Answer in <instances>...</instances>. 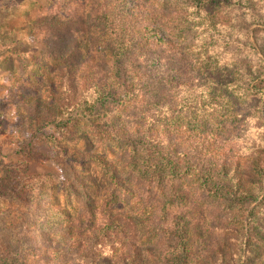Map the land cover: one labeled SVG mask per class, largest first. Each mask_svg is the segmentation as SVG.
Here are the masks:
<instances>
[{"label":"trees","instance_id":"16d2710c","mask_svg":"<svg viewBox=\"0 0 264 264\" xmlns=\"http://www.w3.org/2000/svg\"><path fill=\"white\" fill-rule=\"evenodd\" d=\"M90 1L97 24L54 15L51 41L98 36L103 76L95 95L57 86L55 172L17 181L16 197L0 184V264H264V136L251 149L235 136L264 132V0H131L125 16ZM77 35L58 74L89 53ZM169 43L194 52L190 81L180 54L163 59Z\"/></svg>","mask_w":264,"mask_h":264},{"label":"rangeland","instance_id":"374dc122","mask_svg":"<svg viewBox=\"0 0 264 264\" xmlns=\"http://www.w3.org/2000/svg\"><path fill=\"white\" fill-rule=\"evenodd\" d=\"M254 2L262 4L260 0H254ZM116 5L118 12H121L119 15L125 16L132 6V1L120 0ZM237 5L234 4L233 7ZM95 8L96 4L90 0H0V178L3 176L0 184L8 187L7 189L11 191L9 195H12V189L16 188L14 197L17 196L16 190L19 187L17 181L21 184L26 182L25 179L28 177L54 173L57 168V163L51 159L48 149L49 137L53 134L50 128L55 125L53 120L57 119L55 122L64 123L69 115L68 111L59 112L57 117L54 115L57 111L54 103L64 97V91L61 89L60 95L57 86L62 88L66 82L71 87V91H78L79 95L84 93L95 95L94 92L103 76L104 69L102 56L98 55L101 47L97 46L98 36H90L89 31L84 32L77 26L76 30H71L72 33H76L75 39L68 38L67 42H64L65 45L57 46L51 41L56 26L51 19L55 17L52 16L62 15L64 19L69 14L78 13L81 17L84 16L90 25H94L97 23L90 20L96 19L93 12ZM201 17L203 18L204 14H201ZM233 27L234 31L229 33L231 43H234V37L241 32L236 25ZM251 29L257 30V26L253 25ZM261 30L258 29V31ZM78 33L80 36L85 33L82 36L85 37L83 51L89 53L86 55L82 50L76 53L73 51L69 56L74 61L71 66L73 74L67 76L58 74L60 60L66 58L75 48L74 42L77 40ZM145 33L154 34V31ZM229 34L228 30H222L220 33L221 36H229ZM156 35L168 42L165 31L156 32ZM255 35L263 44L264 35L262 33ZM182 46L185 44L170 47L169 43L164 46L159 45V48L163 52V59L166 55L172 57V55L180 54L181 58L188 63L181 73L183 76L185 74L187 81H190L194 52L187 50L186 46L181 48ZM151 52L153 51L148 50L144 56L140 57V63L143 65L151 59L152 67L147 68L148 75H152L154 71H161L155 69L157 66H154V63L159 59L152 56ZM86 57L87 59L81 64L82 59ZM167 67L168 64L165 62L164 68ZM58 77L61 78L60 85L57 82ZM186 83L188 87L189 82ZM262 123L264 125V122ZM246 126L252 128L245 134L243 131ZM259 135L264 136L263 130H258L252 122L243 124L235 132L241 145L250 149L258 148ZM7 189L0 186V192L4 191V194ZM25 196L26 194L22 195L20 203L25 204L21 201ZM2 199L0 198V204ZM35 202L33 210L37 211L42 201Z\"/></svg>","mask_w":264,"mask_h":264}]
</instances>
